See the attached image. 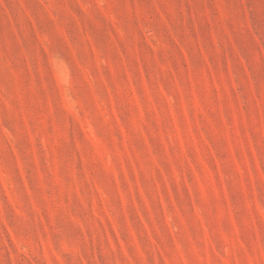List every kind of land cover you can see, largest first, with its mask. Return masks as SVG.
I'll return each mask as SVG.
<instances>
[{
  "label": "rangeland",
  "instance_id": "374dc122",
  "mask_svg": "<svg viewBox=\"0 0 264 264\" xmlns=\"http://www.w3.org/2000/svg\"><path fill=\"white\" fill-rule=\"evenodd\" d=\"M0 264H264V0H0Z\"/></svg>",
  "mask_w": 264,
  "mask_h": 264
}]
</instances>
